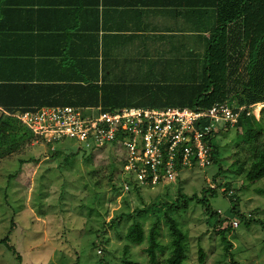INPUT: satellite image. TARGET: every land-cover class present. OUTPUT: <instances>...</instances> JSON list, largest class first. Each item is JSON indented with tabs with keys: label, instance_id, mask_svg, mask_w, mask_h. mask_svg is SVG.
Wrapping results in <instances>:
<instances>
[{
	"label": "rangeland",
	"instance_id": "obj_1",
	"mask_svg": "<svg viewBox=\"0 0 264 264\" xmlns=\"http://www.w3.org/2000/svg\"><path fill=\"white\" fill-rule=\"evenodd\" d=\"M242 67L236 77H246ZM176 86L156 81L124 84L117 106L159 97ZM237 98L231 99L234 107ZM179 100L163 106L189 104ZM144 104L163 107L160 102L146 100L139 105ZM258 106L252 107L264 134V103ZM215 144L217 153L210 167L194 166L170 184L139 186L131 193L123 191L129 176L123 170L118 148L79 149L75 139L46 144L35 137L1 145L0 264H123L125 259L151 264L146 248L154 226L161 244L159 264H167L173 252L167 215L176 219L187 235L188 258L184 264H264V178H246L254 151L245 144L243 128L238 125H219ZM218 172L220 176H215ZM210 189L216 195L211 191L205 195L203 191ZM226 189L233 191L237 202L228 196L230 190L223 192ZM194 195L195 200L191 199ZM182 196L188 198L186 207L180 202ZM217 211L240 221L239 228L224 234L228 243L216 230L219 227L213 213ZM244 214L249 216L250 225ZM136 221L145 232V240L139 245L126 239L128 228ZM6 238L18 254L3 243ZM201 248L203 263L199 261Z\"/></svg>",
	"mask_w": 264,
	"mask_h": 264
},
{
	"label": "crops",
	"instance_id": "obj_2",
	"mask_svg": "<svg viewBox=\"0 0 264 264\" xmlns=\"http://www.w3.org/2000/svg\"><path fill=\"white\" fill-rule=\"evenodd\" d=\"M231 12L225 0H0V83L32 86L41 107L113 110L122 85L155 81L177 86L122 107L189 101Z\"/></svg>",
	"mask_w": 264,
	"mask_h": 264
},
{
	"label": "built area",
	"instance_id": "obj_3",
	"mask_svg": "<svg viewBox=\"0 0 264 264\" xmlns=\"http://www.w3.org/2000/svg\"><path fill=\"white\" fill-rule=\"evenodd\" d=\"M238 109L244 108L228 102L205 109L132 106L106 110L68 105L45 106L15 116L35 139L46 144L71 138L77 140L79 149L118 148L123 170L129 176L123 191L129 193L139 186L170 184L194 166L210 167L211 140L218 134L219 125L237 122ZM233 194L228 191L229 197ZM217 213L232 229L239 228V220Z\"/></svg>",
	"mask_w": 264,
	"mask_h": 264
},
{
	"label": "trees",
	"instance_id": "obj_4",
	"mask_svg": "<svg viewBox=\"0 0 264 264\" xmlns=\"http://www.w3.org/2000/svg\"><path fill=\"white\" fill-rule=\"evenodd\" d=\"M225 6L228 11L234 12H231L229 17L223 20V25L217 28L214 35L209 38L203 82L189 87V104L180 107L205 109L217 102L231 104L232 97H238V105L235 107L244 109L236 110L239 112L237 122L226 124L224 128L235 125L243 128L245 144L250 145L254 151V159L250 164L246 178L249 181H258L264 178V134L263 126L260 119L255 117L252 106L264 103V0H225ZM243 58L244 62L242 63ZM241 66L244 68L245 78L235 76L241 72ZM31 88L32 86L24 87L17 83H0V107L4 109L0 114V146L18 143L23 139H34L32 132L15 116L19 112L41 108L45 104L35 101L29 95ZM167 91L169 90L166 89V94ZM229 92H232L231 96H229ZM112 109H116V107ZM216 136L217 134L211 140L213 162L215 161L214 155L217 153ZM215 176H220V172ZM215 178L217 181L218 177ZM228 190L230 189H226L225 193ZM209 191L212 192V196L216 195L214 189L203 192L206 195ZM182 197L183 201L180 202H184L186 207L188 198ZM231 197L237 202L235 194ZM193 198L197 197L194 195L191 199ZM236 210V207L232 208V212L236 213ZM213 216L217 217L216 223L219 228L216 230L220 233L222 241L228 243L224 234L231 231L232 228L217 212L213 213ZM243 216L246 224L250 225L249 216L245 214ZM167 220L173 237V252L168 258L167 264H184L188 258L185 249L187 235L176 219L167 215ZM158 237L159 230L157 226H154L148 237L149 244L146 248L151 264H159L158 252L161 249V244ZM126 239L137 245L145 240L144 228L139 221L134 222L128 228ZM8 242V238L3 240L10 251H16L18 254L17 250L11 247ZM18 258L20 260L21 257L18 255ZM204 260L205 255L201 248L199 261L203 263ZM123 264L142 263L125 259Z\"/></svg>",
	"mask_w": 264,
	"mask_h": 264
},
{
	"label": "bare ground",
	"instance_id": "obj_5",
	"mask_svg": "<svg viewBox=\"0 0 264 264\" xmlns=\"http://www.w3.org/2000/svg\"><path fill=\"white\" fill-rule=\"evenodd\" d=\"M259 106H260V104H259ZM259 106H258V108H259ZM259 111V110H258ZM258 111H257V113H258ZM257 115V114H256Z\"/></svg>",
	"mask_w": 264,
	"mask_h": 264
}]
</instances>
